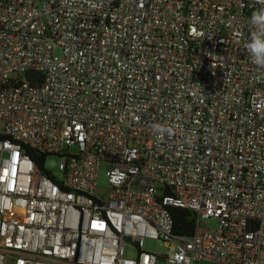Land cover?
Returning a JSON list of instances; mask_svg holds the SVG:
<instances>
[{"label":"built area","instance_id":"built-area-1","mask_svg":"<svg viewBox=\"0 0 264 264\" xmlns=\"http://www.w3.org/2000/svg\"><path fill=\"white\" fill-rule=\"evenodd\" d=\"M258 8L0 0V264H264V69L245 47ZM27 150L60 157L61 176ZM172 207L195 213L191 237Z\"/></svg>","mask_w":264,"mask_h":264},{"label":"rangeland","instance_id":"rangeland-1","mask_svg":"<svg viewBox=\"0 0 264 264\" xmlns=\"http://www.w3.org/2000/svg\"><path fill=\"white\" fill-rule=\"evenodd\" d=\"M57 55L59 52H56ZM4 131V122L0 120V135H2ZM72 154H78L77 147H73L70 151ZM61 164V158L60 157H48L45 162V167L47 170L51 171L55 176L60 177L61 171L59 169V166ZM111 169V165L109 163H102L99 170V177L97 182V189L99 195L106 194L108 191V173ZM219 224L216 220L211 219L208 220L206 224L203 225L206 229H216L218 228ZM144 250L153 252L157 255H168L169 250L166 246V244L163 241H153V240H146L144 243ZM126 255L128 257L134 258L136 255V250H134L132 247H127L126 249ZM157 264H168L165 260L161 259L157 262Z\"/></svg>","mask_w":264,"mask_h":264},{"label":"clouds","instance_id":"clouds-1","mask_svg":"<svg viewBox=\"0 0 264 264\" xmlns=\"http://www.w3.org/2000/svg\"><path fill=\"white\" fill-rule=\"evenodd\" d=\"M251 22L254 28L252 32L250 42L245 47L251 57L252 62L261 69H264V8H258L253 12ZM158 132H164L168 135L174 133V129L161 128L159 125L156 126Z\"/></svg>","mask_w":264,"mask_h":264},{"label":"trees","instance_id":"trees-1","mask_svg":"<svg viewBox=\"0 0 264 264\" xmlns=\"http://www.w3.org/2000/svg\"><path fill=\"white\" fill-rule=\"evenodd\" d=\"M0 139H4L0 135ZM28 154L38 164L39 168L45 172L46 157L38 154L35 151L27 150ZM171 215L174 219L175 234L181 238H189L193 234L196 225V215L192 211L183 208L172 207L170 209Z\"/></svg>","mask_w":264,"mask_h":264}]
</instances>
